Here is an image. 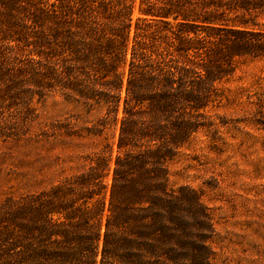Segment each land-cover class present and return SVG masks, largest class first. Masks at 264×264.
<instances>
[{"label": "trees", "instance_id": "trees-1", "mask_svg": "<svg viewBox=\"0 0 264 264\" xmlns=\"http://www.w3.org/2000/svg\"><path fill=\"white\" fill-rule=\"evenodd\" d=\"M254 62L264 0H0V141L54 92L103 109L95 135L117 132L82 171L3 205L0 264H216L201 194L172 188L169 164L200 132L218 148L216 109L264 128V75L220 87Z\"/></svg>", "mask_w": 264, "mask_h": 264}, {"label": "rangeland", "instance_id": "rangeland-1", "mask_svg": "<svg viewBox=\"0 0 264 264\" xmlns=\"http://www.w3.org/2000/svg\"><path fill=\"white\" fill-rule=\"evenodd\" d=\"M259 75L264 62L243 64L220 87L229 95L236 87H250ZM32 107L38 122L18 139L0 141V209L6 202L23 204V195L77 174L91 154L115 146L112 125L95 135L100 106L54 92ZM210 115L218 148L211 150L206 132L196 135L169 164L170 186L200 192L214 227V263L264 264V128L245 123L247 108L222 107Z\"/></svg>", "mask_w": 264, "mask_h": 264}]
</instances>
